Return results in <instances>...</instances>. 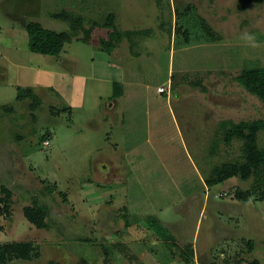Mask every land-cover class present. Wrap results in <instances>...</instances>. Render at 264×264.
Returning <instances> with one entry per match:
<instances>
[{"label": "rangeland", "instance_id": "obj_1", "mask_svg": "<svg viewBox=\"0 0 264 264\" xmlns=\"http://www.w3.org/2000/svg\"><path fill=\"white\" fill-rule=\"evenodd\" d=\"M239 1L0 0V184L12 192L0 243L35 249L8 264H264V200L237 196L254 177L206 184L243 160L244 142L226 144L220 123L264 122L235 80L264 69V1ZM77 20L59 57L28 48V23L62 33ZM106 59L128 73L115 120ZM23 90L36 111L17 100ZM28 206L46 208V229L26 220Z\"/></svg>", "mask_w": 264, "mask_h": 264}, {"label": "trees", "instance_id": "obj_2", "mask_svg": "<svg viewBox=\"0 0 264 264\" xmlns=\"http://www.w3.org/2000/svg\"><path fill=\"white\" fill-rule=\"evenodd\" d=\"M211 2L215 0H209ZM264 0H240L238 7L243 9L245 6L252 3H262ZM111 24L115 16H111ZM81 20H77L76 24L72 25L71 32H56L45 29L40 23L30 22L25 29L29 37L28 48L31 52L51 57H59L64 47L78 36V27ZM78 26V27H77ZM110 34L109 40H102L103 50L111 54L115 48V41H118L122 34L117 30ZM87 35L82 39L84 42L91 37V30L86 31ZM236 82L243 87L250 95L258 98L264 106V69L253 68L244 70L241 75L236 77ZM31 99V109L36 111L40 106V99L32 90L19 91L17 100L23 101ZM226 137V144L234 139L244 142L243 160L224 163L219 167L214 168L212 174L206 179L208 186L223 183L234 177H241L243 180H248L251 176L254 177V186L249 194H239V197H258V200H264V147H260L258 142L259 133L264 131L263 121L242 122L235 124L233 122H221L219 125ZM216 145H213V149ZM251 195V196H250ZM12 197V192L0 184V204L9 202ZM248 199V198H247ZM24 217L26 220L35 226L37 229L47 228V210L41 206H28L24 208ZM151 220V219H150ZM156 221L157 220H153ZM169 241L173 238L169 236ZM35 252L34 245L30 242H13L7 244L0 243V264H8L17 259L29 261L33 258ZM188 261L193 257V253L187 251ZM54 264V263H50Z\"/></svg>", "mask_w": 264, "mask_h": 264}, {"label": "crops", "instance_id": "obj_3", "mask_svg": "<svg viewBox=\"0 0 264 264\" xmlns=\"http://www.w3.org/2000/svg\"><path fill=\"white\" fill-rule=\"evenodd\" d=\"M97 64H99L98 69L100 70L99 72L102 74L99 77V79H101V81H104L105 83L108 82L112 85L111 96L108 97L109 106H106L105 112L107 113L106 115H108L111 120L113 119L115 120V113H117L116 107L118 106V103L120 102V98L125 97L126 95L124 92L122 93L120 92V89H121L120 87L124 89V86L127 83V77H128L126 76L127 72H125V70L124 71L119 70L118 68L114 67L111 63L107 61V59L102 60ZM96 73H98V71H96ZM103 167L104 169H106V167H109V165H107L106 167L105 166ZM118 169H120V167Z\"/></svg>", "mask_w": 264, "mask_h": 264}, {"label": "clouds", "instance_id": "obj_4", "mask_svg": "<svg viewBox=\"0 0 264 264\" xmlns=\"http://www.w3.org/2000/svg\"><path fill=\"white\" fill-rule=\"evenodd\" d=\"M245 39H246V41L249 42L252 46H256V45H255V39H254L253 36H251V35H247V36L245 37Z\"/></svg>", "mask_w": 264, "mask_h": 264}, {"label": "built area", "instance_id": "obj_5", "mask_svg": "<svg viewBox=\"0 0 264 264\" xmlns=\"http://www.w3.org/2000/svg\"><path fill=\"white\" fill-rule=\"evenodd\" d=\"M160 93H164V92H166V90L164 89V88H159V90H158ZM46 144H49V143H46Z\"/></svg>", "mask_w": 264, "mask_h": 264}]
</instances>
